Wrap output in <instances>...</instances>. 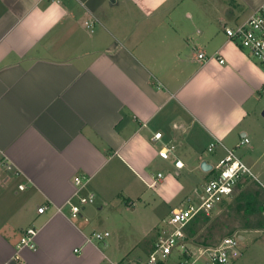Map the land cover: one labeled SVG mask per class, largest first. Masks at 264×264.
Segmentation results:
<instances>
[{
    "label": "crops",
    "instance_id": "crops-1",
    "mask_svg": "<svg viewBox=\"0 0 264 264\" xmlns=\"http://www.w3.org/2000/svg\"><path fill=\"white\" fill-rule=\"evenodd\" d=\"M182 1L0 0V264H120L109 244L88 241L110 233L96 216L106 204L134 207L147 190L179 203L159 238L173 210L198 201L226 149L242 159L264 71L225 28L264 0H194L186 13ZM203 162L207 181L187 193ZM78 176L95 203L72 221L58 208L76 199ZM28 228L36 250L18 249Z\"/></svg>",
    "mask_w": 264,
    "mask_h": 264
},
{
    "label": "rangeland",
    "instance_id": "rangeland-1",
    "mask_svg": "<svg viewBox=\"0 0 264 264\" xmlns=\"http://www.w3.org/2000/svg\"><path fill=\"white\" fill-rule=\"evenodd\" d=\"M193 1H182L180 10L184 13L192 12V8L197 3ZM182 11L180 12L181 16L184 15ZM185 21L187 20L185 19ZM248 123L250 127L247 136L249 142L240 147L237 153L251 169L254 176L264 183V93L260 95L259 104L257 107L255 106ZM207 157L209 159V155ZM253 161L256 163L254 167H250ZM207 176L208 172L205 173L199 169L190 179L186 178V181L191 183L187 193L192 192V185L202 190ZM215 176L213 175V178ZM260 190L262 189L253 180L241 179L240 184L235 187L233 196L227 200L226 204L221 206L219 211L215 210L205 223L200 221L192 228L191 232L195 233L196 242L215 244L226 236L242 234L245 236V241L241 244V256L233 264H264V217L260 213L258 205L254 208L255 212L247 211L246 198L248 194L258 191L259 202L262 201L264 196ZM191 200L196 201L197 196L191 195ZM128 204L111 201L105 205L99 215L96 214L100 218L99 221L101 220L105 225L106 230L110 231V236L102 241H93L101 246L104 243L109 244L107 255L112 259H117L120 264H128L129 261L138 259L146 262L147 251L150 252L149 249L158 238L157 228L160 227L161 219L168 215L172 206L179 203H174L171 206L164 204L154 191L147 190L143 201L135 200L134 207ZM181 205V207H185L187 202Z\"/></svg>",
    "mask_w": 264,
    "mask_h": 264
},
{
    "label": "built area",
    "instance_id": "built-area-1",
    "mask_svg": "<svg viewBox=\"0 0 264 264\" xmlns=\"http://www.w3.org/2000/svg\"><path fill=\"white\" fill-rule=\"evenodd\" d=\"M96 22L94 19L86 21V29L93 32ZM225 34L229 40L247 51L264 71V5L245 22L226 27ZM199 59H205V55L199 54ZM218 60L220 64L225 63L224 58H218ZM161 137V133H156L154 140H159ZM248 142L249 139L245 137L241 145ZM215 147V143L211 144L208 151L212 152ZM174 149L173 145H167L159 155L167 160ZM226 152V156L213 168L216 176L204 186L198 201L173 210L170 216L163 221L161 233L148 255L147 261H137L134 264H233L241 256V244L244 241L242 234L226 236L216 244L206 245L196 242L188 232L195 219L202 215L211 217L215 210L219 211L222 204L233 196L237 183L243 177L252 178L264 192V183L254 176L242 159L233 150L226 149ZM175 167L181 169L184 167V163L177 160ZM162 177V174H158L151 187L157 188ZM88 182L89 178L76 177L77 190L73 195L76 199H70L64 206L58 208V211L62 212L63 208L68 207L69 218L72 221L83 218L84 208L95 203L93 193H82ZM20 189L23 190L24 187L20 186ZM262 207L264 215V201ZM45 210V207H41L38 211L43 213ZM85 220L88 221L87 218ZM37 235L36 228L26 229L20 239L18 249L36 250ZM109 236V232H94L88 241H102ZM75 252H79V250H75Z\"/></svg>",
    "mask_w": 264,
    "mask_h": 264
},
{
    "label": "trees",
    "instance_id": "trees-1",
    "mask_svg": "<svg viewBox=\"0 0 264 264\" xmlns=\"http://www.w3.org/2000/svg\"><path fill=\"white\" fill-rule=\"evenodd\" d=\"M243 178H246V179L252 180V178H250V177H248V176H245V177H243ZM243 178H242V179H243ZM240 182H241V180L237 183V185H239ZM259 196H260V194H259L258 191L255 192L254 194H248V195H247L246 198H247V204H248V210H247L248 212H250V213L255 212L254 208L258 205L259 208H260L259 211H260V213L263 215V207H262V204H263L264 199H263L262 201L259 202ZM263 196H264V194H263ZM226 202H227V201H225V202L222 204V207L226 204ZM263 217H264V215H263ZM209 218H210V217H206V216L202 215V216L198 217L197 219H195V220L192 222L193 226H192V224H191V226H190V228H189V230H188L189 234H190L191 236H194L195 233L193 234V233L191 232L192 228H194V226H195L197 223H199L200 221H203V222L205 223L206 220H208ZM229 236H230V235H229ZM205 244H206V243H205Z\"/></svg>",
    "mask_w": 264,
    "mask_h": 264
},
{
    "label": "water",
    "instance_id": "water-1",
    "mask_svg": "<svg viewBox=\"0 0 264 264\" xmlns=\"http://www.w3.org/2000/svg\"><path fill=\"white\" fill-rule=\"evenodd\" d=\"M201 169L204 172H209L212 169V167L209 164H207L206 162H203L201 165Z\"/></svg>",
    "mask_w": 264,
    "mask_h": 264
}]
</instances>
